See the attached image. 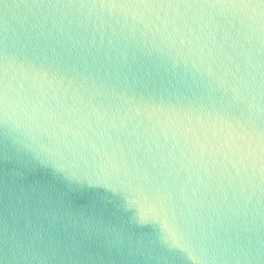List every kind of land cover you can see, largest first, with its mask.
Listing matches in <instances>:
<instances>
[{
    "label": "clouds",
    "instance_id": "1",
    "mask_svg": "<svg viewBox=\"0 0 264 264\" xmlns=\"http://www.w3.org/2000/svg\"><path fill=\"white\" fill-rule=\"evenodd\" d=\"M0 264H264V0H0Z\"/></svg>",
    "mask_w": 264,
    "mask_h": 264
}]
</instances>
